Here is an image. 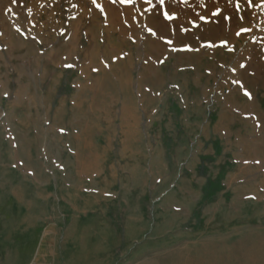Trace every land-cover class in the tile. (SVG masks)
Returning a JSON list of instances; mask_svg holds the SVG:
<instances>
[{"label":"rangeland","instance_id":"obj_1","mask_svg":"<svg viewBox=\"0 0 264 264\" xmlns=\"http://www.w3.org/2000/svg\"><path fill=\"white\" fill-rule=\"evenodd\" d=\"M218 219L264 264V0H0V264H202Z\"/></svg>","mask_w":264,"mask_h":264},{"label":"crops","instance_id":"obj_2","mask_svg":"<svg viewBox=\"0 0 264 264\" xmlns=\"http://www.w3.org/2000/svg\"><path fill=\"white\" fill-rule=\"evenodd\" d=\"M25 178L36 187H43L47 185L48 181V178L43 174L38 176L37 173L33 172L26 173ZM214 199L215 197H213ZM209 225L210 227L207 228L202 227L198 233H190L185 240L186 246L193 247L192 251L196 254V257L201 258L202 264H223L228 241L224 228L226 223L218 219L209 223ZM193 235H196V238H193ZM186 249L188 250V248Z\"/></svg>","mask_w":264,"mask_h":264}]
</instances>
